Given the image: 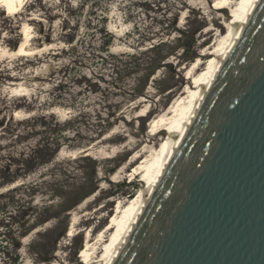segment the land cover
I'll use <instances>...</instances> for the list:
<instances>
[{
    "label": "rangeland",
    "instance_id": "1",
    "mask_svg": "<svg viewBox=\"0 0 264 264\" xmlns=\"http://www.w3.org/2000/svg\"><path fill=\"white\" fill-rule=\"evenodd\" d=\"M214 5L27 0L21 15L0 11V45L17 48L25 22L36 48L0 64V264H91L80 257L87 234L97 241L116 206L142 187L134 173L142 159L130 160L166 137L151 122L227 32L231 5L222 13ZM10 82L24 84L25 95Z\"/></svg>",
    "mask_w": 264,
    "mask_h": 264
},
{
    "label": "water",
    "instance_id": "2",
    "mask_svg": "<svg viewBox=\"0 0 264 264\" xmlns=\"http://www.w3.org/2000/svg\"><path fill=\"white\" fill-rule=\"evenodd\" d=\"M106 264H264V0H254Z\"/></svg>",
    "mask_w": 264,
    "mask_h": 264
},
{
    "label": "bare ground",
    "instance_id": "3",
    "mask_svg": "<svg viewBox=\"0 0 264 264\" xmlns=\"http://www.w3.org/2000/svg\"><path fill=\"white\" fill-rule=\"evenodd\" d=\"M253 1L254 0H214L215 5L213 8L216 12L222 13L224 9L231 5L232 15L226 24L227 32L225 35H218L217 40L212 44V46H209L207 51L204 53V58L207 59V63L204 68L200 69L202 66L200 61L192 63V66L187 69L186 74V78L191 81L190 84L188 83L186 85L185 91L169 108V110L164 113V115L156 117L151 122V131H159L158 133L165 132L166 137L161 141L160 148L158 150L151 149L148 151L144 149L134 155L129 162L131 164L135 163L138 159H142L140 163H136L137 167L134 169V173H139L142 176V187L136 195L129 199L127 204L122 206L119 204L116 206L115 213L110 222L105 225L103 230L98 232L97 241L92 242L90 239V233L87 234L85 245L81 249L80 254V257L84 260L91 261V264H106L109 261L115 247L120 243L131 220L138 211L143 196L148 192L151 184L158 175L162 163L175 139L176 133L180 132L183 123L188 120L195 102L198 100L201 87L209 82L213 71L217 66L219 58L225 53L236 28H238L243 22ZM26 2L27 0H0V11H5L9 16L16 17V15H21L20 13L23 11ZM212 23L214 26L223 30V25L220 24L218 18L212 19ZM213 30L214 28H210L208 30V34L212 33ZM21 33L23 37L17 48L7 49L6 47H2V45H0V64H2L5 59H9L14 56L24 57L35 54L36 48L31 45L32 33L29 23L27 24L24 22ZM9 84L17 86L16 88H13L14 92H22V95H25L24 92H26L27 89L23 87L24 84H17L16 82H10ZM18 113L19 111L16 110L14 115H18ZM69 235L73 234L69 233Z\"/></svg>",
    "mask_w": 264,
    "mask_h": 264
},
{
    "label": "trees",
    "instance_id": "4",
    "mask_svg": "<svg viewBox=\"0 0 264 264\" xmlns=\"http://www.w3.org/2000/svg\"><path fill=\"white\" fill-rule=\"evenodd\" d=\"M103 30H105V26H104V27L102 26V27L99 28V31H100V32H102ZM106 43H109V42H106ZM106 45L108 46V44H106ZM107 46H106V47H107ZM187 47H188V48H187ZM191 47H192V44H191V43H190V45H188V46L185 45V44L182 45V49H183V51H185V52L187 51V49H190ZM103 50H104L105 52L108 51V47H107L106 49L103 48ZM194 57H195V56H194ZM194 57H193V55H192V56L189 57L188 59L191 60V59L194 58ZM113 186H119V184H116V185L113 184ZM91 193H92V192H91ZM88 195H90V194H88ZM88 195L83 196L82 198H79L78 200L74 201L73 204L68 208V210H69L70 208H72V207L78 205V204H79L84 198H86ZM113 195H114V194H111V196H113ZM126 195L130 198V197L133 196V193H131V194H126ZM68 210H67V211H68Z\"/></svg>",
    "mask_w": 264,
    "mask_h": 264
}]
</instances>
